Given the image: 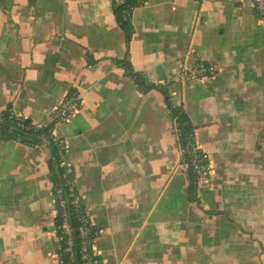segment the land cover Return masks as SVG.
Segmentation results:
<instances>
[{
    "label": "crops",
    "instance_id": "1",
    "mask_svg": "<svg viewBox=\"0 0 264 264\" xmlns=\"http://www.w3.org/2000/svg\"><path fill=\"white\" fill-rule=\"evenodd\" d=\"M133 24L135 70L199 126L211 164L198 187L204 208L264 231V17L251 0H148ZM87 49L125 55L111 0H0V111L11 103L42 127L71 87L82 98L53 135L65 142L103 264H264L260 244L225 215L188 202L162 93L138 92L114 60L86 67ZM197 60L218 72L183 83ZM47 160L44 147L0 141V264H59Z\"/></svg>",
    "mask_w": 264,
    "mask_h": 264
},
{
    "label": "trees",
    "instance_id": "2",
    "mask_svg": "<svg viewBox=\"0 0 264 264\" xmlns=\"http://www.w3.org/2000/svg\"><path fill=\"white\" fill-rule=\"evenodd\" d=\"M148 0H111V6L116 24L122 31L125 40V55L123 58H95L87 49L86 67L99 64L105 60H114V63L123 69L125 77L132 80L138 92L147 94L152 90H158L162 93L166 110L174 118V135L177 139L176 144L180 151L179 164L186 166L188 178L187 200L200 208L207 215H224V212L216 210H206L201 199L198 196L199 183L203 178L210 177V161L206 153L200 149L196 141V131L199 126L194 125L184 107L174 101L166 86L153 83L144 72L136 71L131 62V42L135 33L133 24V13L137 8L143 7ZM202 3L204 0H196ZM257 15V14H256ZM258 17H264L257 15ZM197 68H209L211 65L202 60H197L194 64ZM218 71L206 73V77L213 76ZM77 94L76 90L71 87L69 94ZM58 121H53L46 126H37L32 119L17 115L10 103L4 110L0 111V141L9 142L16 141L27 147H44L48 152V170L50 173V181L52 183V193L56 203L55 224L57 226V235L61 236V224L63 222V211L68 217V222L73 230L77 232L75 237V258L80 260L82 249L88 246L87 253L92 255V246L88 241L95 240L98 233L95 227L89 224V217L81 195L76 187V175L74 169L67 172L66 166L63 164V158L66 153L65 142L57 139L54 135V129ZM63 202L64 208L61 206ZM83 220L88 221L89 235L85 240L78 234L79 228L83 224ZM61 243L59 253H64L65 243ZM99 258V257H98Z\"/></svg>",
    "mask_w": 264,
    "mask_h": 264
},
{
    "label": "built area",
    "instance_id": "3",
    "mask_svg": "<svg viewBox=\"0 0 264 264\" xmlns=\"http://www.w3.org/2000/svg\"><path fill=\"white\" fill-rule=\"evenodd\" d=\"M251 5L257 15L264 16V0H251ZM211 72L212 74L218 69L211 65L209 68H197L194 66H191V68L186 69L181 72L180 74V80L183 83H192L198 79H203L206 77L207 72ZM83 101L81 96L77 94H70L66 97V99L60 104V106L57 108V110L53 114V118L57 120L58 122H63L68 120L72 115H74L76 112L80 110L82 107ZM177 141V139H176ZM66 168L67 172H71V168L63 163ZM61 206L64 208L63 202L61 203ZM87 217L88 214H87ZM68 217L65 213V210L63 211V222L61 224V227L58 228L62 232V235L58 237V240L60 242L65 243L64 253L60 254L58 251V259L59 264H103V262L100 259V256L93 248V242L88 241V243H91L92 246V255L90 256L87 253L88 246H85L84 249H82V255L80 256V260H77L75 256V237L77 232H75L71 226V224L68 222ZM89 224L91 227H94L90 217H89ZM79 236L83 239H87L89 235V226L88 221L83 220L82 226L79 228L78 232ZM99 257V258H98Z\"/></svg>",
    "mask_w": 264,
    "mask_h": 264
},
{
    "label": "rangeland",
    "instance_id": "4",
    "mask_svg": "<svg viewBox=\"0 0 264 264\" xmlns=\"http://www.w3.org/2000/svg\"><path fill=\"white\" fill-rule=\"evenodd\" d=\"M172 132L175 133L174 127L172 129ZM221 212H224V211H221ZM224 215L231 223H233L238 228L239 232L242 233L241 237L244 236L250 242L256 241L258 244H260V246L258 245L256 246V249H257L256 254L258 256H261L260 254L264 253V231L255 232V230H252L253 229L252 227H251L252 229L246 230V227L244 228L243 225H241L243 224L241 223V221H237L236 219L230 218L228 213L226 212H224ZM257 216H258V219H262V215L258 214ZM238 218H240L239 220H241L242 217H238ZM252 224H254L253 221L250 224L246 222L245 226H249V225L252 226Z\"/></svg>",
    "mask_w": 264,
    "mask_h": 264
}]
</instances>
